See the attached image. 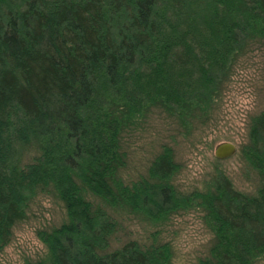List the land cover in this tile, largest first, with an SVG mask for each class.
I'll use <instances>...</instances> for the list:
<instances>
[{
  "label": "trees",
  "instance_id": "1",
  "mask_svg": "<svg viewBox=\"0 0 264 264\" xmlns=\"http://www.w3.org/2000/svg\"><path fill=\"white\" fill-rule=\"evenodd\" d=\"M253 37H264V0H0V251L30 202L51 192L66 217L37 229L46 251L27 264H169L168 241L112 246L119 221L92 193L151 220L202 210L214 237L193 264H257L264 110L250 117L244 148L261 171L254 193L225 175L178 190L167 143L145 175L127 181L121 173L125 131L152 106L201 120ZM28 145L37 153L26 160Z\"/></svg>",
  "mask_w": 264,
  "mask_h": 264
},
{
  "label": "rangeland",
  "instance_id": "2",
  "mask_svg": "<svg viewBox=\"0 0 264 264\" xmlns=\"http://www.w3.org/2000/svg\"><path fill=\"white\" fill-rule=\"evenodd\" d=\"M263 110L264 37H253L234 56L219 97L201 120L152 106L125 131L122 141L127 159L121 173L127 181L145 175L151 160L167 143L179 164L171 177L178 190L205 189L218 176L225 175L235 188L254 193L262 182L261 171L246 159L244 148L250 142V117ZM223 140L232 141L236 151L219 159L214 147ZM36 153V148L28 145L24 159H31ZM87 196L103 204L119 221L112 246L130 238L140 242L153 238L168 241L173 251L169 264H193L207 254L212 243L214 233L202 210L180 209L160 220H151L136 211L108 206L92 193ZM65 217L59 198L51 192L38 194L30 202L26 218L15 224L12 239L0 251V264H27L42 256L46 246L38 238L37 229L50 228ZM257 264H264V257Z\"/></svg>",
  "mask_w": 264,
  "mask_h": 264
},
{
  "label": "water",
  "instance_id": "3",
  "mask_svg": "<svg viewBox=\"0 0 264 264\" xmlns=\"http://www.w3.org/2000/svg\"><path fill=\"white\" fill-rule=\"evenodd\" d=\"M236 151V145L229 140L218 142L214 147V154L217 158L222 159L233 155Z\"/></svg>",
  "mask_w": 264,
  "mask_h": 264
}]
</instances>
